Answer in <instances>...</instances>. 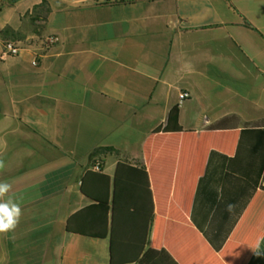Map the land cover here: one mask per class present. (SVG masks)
I'll use <instances>...</instances> for the list:
<instances>
[{"label":"crops","instance_id":"crops-1","mask_svg":"<svg viewBox=\"0 0 264 264\" xmlns=\"http://www.w3.org/2000/svg\"><path fill=\"white\" fill-rule=\"evenodd\" d=\"M261 128L264 0H0V182L22 209L0 264H111L68 221L87 171L121 163L160 206L148 234L119 215L118 264H264Z\"/></svg>","mask_w":264,"mask_h":264},{"label":"trees","instance_id":"trees-1","mask_svg":"<svg viewBox=\"0 0 264 264\" xmlns=\"http://www.w3.org/2000/svg\"><path fill=\"white\" fill-rule=\"evenodd\" d=\"M253 132L260 135L264 150V128ZM82 191L94 201L70 217L68 228L71 232L85 236L110 237L111 264H118L115 259V240L120 224L119 215L128 211L147 215L149 220L145 223L141 221L139 228L148 234L155 217V201L160 206V191L151 188L148 172L127 163L118 165L114 177L101 167L88 170L83 178ZM148 201L150 206L146 207Z\"/></svg>","mask_w":264,"mask_h":264},{"label":"clouds","instance_id":"clouds-1","mask_svg":"<svg viewBox=\"0 0 264 264\" xmlns=\"http://www.w3.org/2000/svg\"><path fill=\"white\" fill-rule=\"evenodd\" d=\"M5 167L4 161L0 160V169ZM11 191V185L6 182H0V233H8L18 226L22 216L20 205L14 202L10 197L4 198Z\"/></svg>","mask_w":264,"mask_h":264},{"label":"built area","instance_id":"built-area-1","mask_svg":"<svg viewBox=\"0 0 264 264\" xmlns=\"http://www.w3.org/2000/svg\"><path fill=\"white\" fill-rule=\"evenodd\" d=\"M58 40H59V37H57L55 35H52L48 38L49 43H54ZM20 50H21V46H20V44L17 43V41H15L13 39L7 40L5 42L3 56L7 57L9 55L18 54L20 52ZM188 97H189V94L187 92L181 93V95H180L181 102H183ZM96 168L99 169V167H96ZM259 188H260V190L264 191V172H263L262 179L260 181Z\"/></svg>","mask_w":264,"mask_h":264}]
</instances>
